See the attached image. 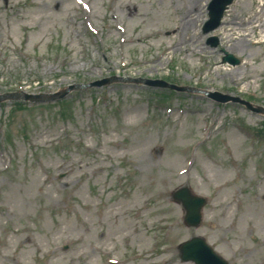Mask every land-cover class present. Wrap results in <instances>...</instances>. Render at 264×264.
<instances>
[{
    "label": "rangeland",
    "instance_id": "obj_1",
    "mask_svg": "<svg viewBox=\"0 0 264 264\" xmlns=\"http://www.w3.org/2000/svg\"><path fill=\"white\" fill-rule=\"evenodd\" d=\"M210 1L0 0V94L99 85L0 102V264H86L85 229L110 223L143 230L110 254L102 242L92 264H192L178 245L193 235L231 264H264V116L239 101L264 107V0H233L204 33ZM183 185L207 198L198 227L171 198ZM101 210L122 218L95 222Z\"/></svg>",
    "mask_w": 264,
    "mask_h": 264
},
{
    "label": "water",
    "instance_id": "obj_2",
    "mask_svg": "<svg viewBox=\"0 0 264 264\" xmlns=\"http://www.w3.org/2000/svg\"><path fill=\"white\" fill-rule=\"evenodd\" d=\"M232 0H214L211 4V22L214 23L211 28L218 25L219 20L222 16V13L224 9L226 8V5L229 4ZM210 29V28H207ZM82 87V85H71L67 89L57 93L52 94L50 96L42 97V96H31V95H22V93H16V94H8L1 96L0 99L4 98H29V99H56L57 97H63L69 90ZM176 199L178 201H183L184 206L187 208V215H186V221L190 224H197L200 221V208L204 203V200L202 199H195L191 197L188 193L179 192L176 194ZM190 248H189V255L190 257L194 258L197 262L201 264H209V254H212L211 251L205 247L204 241L200 238H195L190 242Z\"/></svg>",
    "mask_w": 264,
    "mask_h": 264
},
{
    "label": "bare ground",
    "instance_id": "obj_3",
    "mask_svg": "<svg viewBox=\"0 0 264 264\" xmlns=\"http://www.w3.org/2000/svg\"><path fill=\"white\" fill-rule=\"evenodd\" d=\"M125 1V0H124ZM124 1H122V0H120V4H122V6L124 5ZM193 1H195V0H193ZM130 9V8H129ZM189 10V9H188ZM262 12H264V5H261L260 6V10H259V14H261ZM256 23H259V22H257V21H254L253 23H247V26L248 27H250V29H251V31L253 32V30H254V28H256V27H258L259 29H260V25H256ZM255 24V25H254ZM262 32V34H264V31L262 30L261 31ZM231 36H232V34H230ZM249 36H251V34L250 33H246L245 35H240V38H239V40H238V43H239V47L241 46H244V43H242V42H244V41H247V38L246 37H249ZM250 40V39H249ZM251 41V40H250ZM251 42H254V41H251ZM254 43H258V41H256V42H254ZM182 50H185V49H182ZM262 183L264 184V179L262 180ZM229 207V206H228ZM260 213H261V216H263V218H264V209H261L260 210ZM243 217H245V215H244V212L243 211H241V214L239 215V217H238V221H237V224L239 225V223H240V221H241V219L243 218ZM225 220L226 219H228V217H225L224 218ZM227 221V220H226ZM224 225H226V222L224 223ZM231 226V225H230ZM122 230V228H118V230L117 231H121Z\"/></svg>",
    "mask_w": 264,
    "mask_h": 264
}]
</instances>
